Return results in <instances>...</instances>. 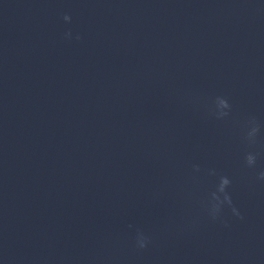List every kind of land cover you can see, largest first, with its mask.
<instances>
[{
    "label": "clouds",
    "instance_id": "1",
    "mask_svg": "<svg viewBox=\"0 0 264 264\" xmlns=\"http://www.w3.org/2000/svg\"><path fill=\"white\" fill-rule=\"evenodd\" d=\"M63 20L65 22H70L71 16L68 14H65L63 16ZM71 35H72L71 32H67L65 33V38H71ZM76 39L79 40L81 39V37L77 35ZM216 105H217V108L219 109L218 115L220 117L228 115V112L225 110L230 109L231 106L226 98L217 97ZM258 130H259L258 127H253L252 131L249 133L250 140L255 136ZM255 160H256L255 156L251 153H249L246 156V163L249 167L255 164ZM259 179L264 180V172H261L259 174ZM230 183L231 181L229 180L228 177L226 176L220 177L217 191L212 193V201H211L210 208H209V215L211 216L213 220H216L219 218V215L221 211L223 210L224 206L229 207L233 215L238 216L241 219L243 218L239 210L233 205L231 195L227 191ZM149 243H150V239L147 236H145L142 232H138L136 241H135V246L138 249H145L148 247Z\"/></svg>",
    "mask_w": 264,
    "mask_h": 264
}]
</instances>
